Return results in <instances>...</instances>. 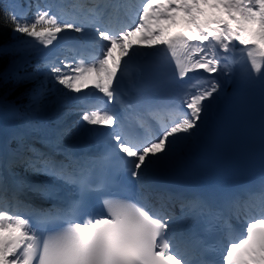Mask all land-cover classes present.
I'll list each match as a JSON object with an SVG mask.
<instances>
[{
	"label": "snow or ice",
	"instance_id": "6c2138e0",
	"mask_svg": "<svg viewBox=\"0 0 264 264\" xmlns=\"http://www.w3.org/2000/svg\"><path fill=\"white\" fill-rule=\"evenodd\" d=\"M108 7L117 5H98L91 11L102 15ZM208 9L213 18L201 20ZM181 21L189 26L188 30L173 33L172 27ZM5 28L9 38L0 43V57L17 52L21 43L47 49L65 31L85 33L83 26L59 23L48 11L30 17L23 7L6 10L0 33ZM95 31L98 39L106 42L98 58L59 63L44 60L28 71L32 56L20 49L9 68L0 73V82H10L13 89L32 85L26 87V94L29 107L37 109L49 83L77 96L92 89L112 105L125 79L134 81L143 74V65L133 67L134 61L155 56L161 64H174L179 81L190 73H207L205 85L200 86L198 80L193 86L195 91L185 92L180 99L182 107L173 103L149 107L129 132L111 111L83 112L81 122L111 130L108 154L98 162L104 170L99 176L97 162L61 147L65 137L72 135L67 128L33 129L51 152L41 151L20 137L16 150L0 154V264H190L173 251L167 234L183 228L186 221L194 225L198 216L207 214L206 208L197 212L189 207L182 217H175L164 203L150 210L147 201L153 197L173 199L172 193L159 188L156 177L161 170L176 166L180 153L204 133L216 101L231 82L230 63L237 44L250 60L251 70L264 79V0H143L134 27L115 34L100 27ZM23 37L28 41H22ZM153 122L158 125L154 130ZM56 155L62 159H56ZM112 158L126 165L128 177L136 182L137 202L105 199L106 214L80 221L78 215L86 197L110 189L106 170ZM17 166L61 182L63 187L74 189L79 199L64 206L52 203L47 208L26 203L24 213L12 214L3 200L10 190L4 173L16 176L13 169ZM25 187L42 199H59L60 188L51 182ZM17 195L13 188V199ZM176 198L184 200L181 195ZM188 203L182 205V211ZM220 251L221 264H264V195L260 215L246 221L244 233L238 238L226 236Z\"/></svg>",
	"mask_w": 264,
	"mask_h": 264
},
{
	"label": "rangeland",
	"instance_id": "374dc122",
	"mask_svg": "<svg viewBox=\"0 0 264 264\" xmlns=\"http://www.w3.org/2000/svg\"><path fill=\"white\" fill-rule=\"evenodd\" d=\"M62 0H57V2H53L52 0H41V3L38 4L37 7V11L36 14L39 11H48L50 15L55 16L58 20L59 23H65L67 21H69L70 23H74L72 20L73 19H77L79 17L85 16L87 15V9L86 8H79V9H74V10H68L69 13L66 11V13L69 14V18L62 16V15H58L57 14V9L59 7V5L61 4ZM142 4V3H141ZM13 7L17 10H20L23 7V3L22 0H17L13 2ZM138 5V2H136L135 0L130 1V6H133L132 11H134V8ZM48 8L52 9V10H48ZM209 10V9H208ZM206 10V12L208 11ZM64 18L68 19L65 20ZM93 19V23H90V21H84L81 23H78L77 25L79 26H83L85 29L87 28V26H96L94 23ZM100 20H96V24H98L97 22H99ZM179 27L181 30H188V25L186 23H184L183 21L177 23L175 26L172 27L171 30H173L174 28ZM62 35H66L67 37H70L73 41V44H68L65 45L64 47L61 46H56L55 43L47 48L44 49L38 45H33L34 50H31L29 53L31 55H41L42 57V63L44 60H48V61H53L56 63H59V61L61 60H67V61H72V60H78L80 58L85 59L86 61H92L96 58H98L101 54H102V50L103 47L105 46L106 42H99L97 40H93L92 38L90 39L91 36L84 34H80V33H74L71 31H65L64 33L60 34V38ZM90 41L89 43L87 41ZM56 42V41H55ZM85 44H87V46H85ZM87 47V48H86ZM36 48H40V51H36ZM89 49V50H88ZM92 51V55H89L88 52ZM131 82L129 79H125V81L120 85L119 90L121 89V91L119 92V96L117 97V100L120 101V97L122 96V94L126 91L124 87H128L130 86ZM87 92H89L88 96L83 95V93L79 94V96H77V94H74V96L72 97L71 101L68 102L67 100H59L56 104H54L53 106H51L46 112H40V115H38L37 118H30V117H19L17 115V112L15 109L13 108H5V109H1L0 110H8L12 113H15L18 116V120L16 123L14 124H5L4 126V130H6V136L0 135V154H4V153H8L10 154L13 150H16L18 147V142H19V138L23 137L24 141L26 143L32 144L36 147L37 145H43L41 143L40 140V133L36 132L38 135H34L31 132H29V129L32 128L33 126H37L39 128H43L45 130H53L56 129L58 127L61 128H67L70 129L72 132L71 136H67L65 137L64 143L61 145L62 148L64 147H68L70 148L71 151H73V149H75L76 146H78V143L81 137V135L83 134V131L85 129H87L88 125L84 122H81L80 117L83 114L82 112V105H84V102L86 99H94V98H98V93L95 92L92 89L87 90ZM0 102L5 103L2 99H0ZM90 102V100H89ZM3 119V118H1ZM0 119V120H1ZM4 120V119H3ZM7 122V121H6ZM9 125V126H8ZM49 125V126H48ZM12 133V135H11ZM33 135V136H32ZM12 144H14V146H12ZM193 145V142L191 143V145L187 148H185L179 156V162L183 157H186V155L189 152V149H191ZM87 157V156H86ZM85 157V158H86ZM56 159H61V156L56 155L55 157ZM179 164V163H178ZM178 164L175 166L177 167ZM167 168L164 170L165 172H167ZM15 172V171H14ZM163 172V171H162ZM17 173V172H16ZM6 176H10L9 180L10 181H16L18 183L20 189L22 187H24L27 192L28 191L27 187H25L26 185H30V184H40L44 181H48V182H53V178L51 177H45L43 175H32V174H18L16 176H11L8 175L7 173H4ZM13 177V178H12ZM22 179V180H21ZM12 182H10L12 184ZM22 191V190H21ZM23 192V191H22ZM26 193V191H25ZM32 193V192H31ZM28 194V193H27ZM32 196V195H31ZM35 198H39V201H42V199H40L41 197L37 194L34 193ZM170 200H165L162 201L164 204L169 203ZM258 203L261 202V199H258L257 201ZM167 205V204H166ZM182 205L183 204H179L177 205L175 208H170V206H167V208H170V214H172L175 217H182L183 213H181L180 211H182ZM245 208H243L242 210L245 212L244 210ZM183 210H187V207H185ZM14 211H19V210H14ZM25 212V210H20L19 213ZM236 212H238V210H235ZM256 215L255 213H250L248 215V217L246 218H250ZM175 233L173 232L170 236V243L173 245V239H174V235Z\"/></svg>",
	"mask_w": 264,
	"mask_h": 264
},
{
	"label": "bare ground",
	"instance_id": "6f19581e",
	"mask_svg": "<svg viewBox=\"0 0 264 264\" xmlns=\"http://www.w3.org/2000/svg\"><path fill=\"white\" fill-rule=\"evenodd\" d=\"M130 1H133V0H62L61 4L59 5V7H58L56 12H57L58 15H62V16H65V17L69 18L68 17L69 16V14H68L69 11L68 10L72 11L74 9L86 8L87 9V15L79 17L77 19H73L72 21L74 23H76V24L84 22V21H87V20L90 21V23H93V19H95L94 23H95L96 26H94V25H92L90 27L87 26V28L85 29V34L91 36L90 39L92 38L93 40H97V41L102 43L103 41H100L98 39L96 31H95L96 27H98V24H96V20H101L103 26L105 28L109 29L110 33H114V34L120 32L121 30H123L125 28L134 27L135 26V23L138 20V16H139L140 12L142 11L143 0H135L136 2H138V5L134 8V11H132L133 6H130ZM56 2H57V0H56ZM104 4L117 5V7H115V8H113V7L105 8L102 15H98L96 12L91 11V9L97 8L98 5L103 6ZM66 11L68 13H66ZM213 15L214 14L209 9L206 12V15L201 17V20L211 19V18H213ZM178 30H181V29L179 27H176V28H174L171 31L173 33H175ZM186 31L187 30H183V32H186ZM72 41L73 40L70 37H67L66 35H62L61 38L58 39L54 43H55L56 46H61L62 45L64 47L65 45H68L70 43L73 44ZM87 42L89 43L90 41L88 40ZM85 46H87V44H85ZM237 48H242V46H239L237 44ZM141 51H147V50L146 49H142ZM88 53H89V55L93 54L92 51L88 52ZM235 53H234V57H235ZM140 58H138L136 61H134L133 67L136 66V64L138 63V60ZM238 64H239V60H236V58H234L231 61V63H230L231 72L229 73V75L231 77H233L235 75L236 70L238 68ZM217 74L220 77V79L223 80V77H221L219 73H217ZM130 82H131L130 86L124 87L125 90L131 88L132 84L135 82V80L134 81H130ZM199 85L200 86H204L205 82L199 83ZM230 87H231V82L225 88L224 94L222 96H220L219 99L216 101L215 106L217 105V102L220 99H222L227 94V92L229 91ZM119 88H120V86H119ZM119 88H118V91L120 92L121 89L119 90ZM189 91H195V88L192 86L189 89ZM88 94H89V92H87V91L85 93H83L84 97L88 96ZM127 94H128V92H127ZM127 94H126V97H127ZM99 95H101V94H99ZM123 96H124V94H122V96L120 98L123 99ZM105 104H106V100H105ZM96 107H97L96 103L92 102L89 105H85V104L82 105L81 109H82L83 112H85V111L94 110ZM119 113H121V111ZM209 125H210V123L208 122L207 125H206V128L209 127ZM157 126L158 125L156 124V127ZM97 128H99L100 130H105L106 129V128H101V127H98V126L88 125L87 129H85L83 131V134L81 135L80 139H78L79 140V142H77L78 146H76L75 149H73V151H72L75 156H77V157H86L87 156L86 158H89L91 160V158L94 157L95 155H97L98 152H102L103 153L105 151L104 144L100 142V140H99V138L97 136V132H96ZM11 135H12V133H11ZM204 135H205V131L199 137H203ZM193 144H194V142H193ZM35 148L40 149L41 151L51 152V149L45 148L44 145H40L39 146V145L36 144ZM75 153H77V155ZM61 159H62V157H61ZM176 168L177 167L173 166V167L167 168L168 169L167 171H173V170H176ZM164 170L165 169L161 170L158 173L157 177L160 176L161 174H163L165 172ZM9 177L10 176H7L8 183L10 185V190L7 193L4 194L3 200H4L5 205L8 206L7 210L8 211L9 210L12 211L14 214H18L20 212V210L24 211L25 210L24 205L26 203H31L32 205H35L37 207H44V208L50 207L52 203H56L59 200L60 201L63 200L65 196H71L72 194H74L73 192L75 191L72 188L63 187L61 185V182H59V181H53L52 183L55 184L56 187L60 188V191L58 192L59 199L54 201V200H45V199L40 198V199H42V201H39L38 200L39 198L38 199L35 198L34 193L27 192V190L24 187H22L20 189L19 187H17V186H19L18 183L16 181H13V182L10 181ZM10 182H12V184ZM13 188L15 190H17V192H18V195H17V197L15 199H13V197H12V189ZM25 191H26V193H25ZM73 199H75V196H73ZM148 203L151 205L150 206L151 210H154V209L160 208L161 203H163V202L158 197H153L150 201H148ZM166 204H165L166 208H167V206H170V208L172 209L173 206H174L172 200L169 201V203H166ZM258 205H261V202L258 203L257 206ZM170 208H167V210L169 212L171 210ZM243 208H245L244 209L245 212L242 210ZM257 209H258V207H251L249 205H247V206H245V205L244 206H238L237 207L238 212H236L234 210L232 215H235V214L239 215L240 214L239 217L237 216V218L246 219V217H248V215L250 213L257 212ZM14 210H19V211L17 212V211H14ZM180 212L183 213V215H184L185 210L180 211ZM257 214H260V211H258ZM169 235H170V232L168 233V236ZM172 247H173V251H178V252L182 251V249H183L182 245H179V244H176V243H174V245ZM187 254H191V253L188 252Z\"/></svg>",
	"mask_w": 264,
	"mask_h": 264
},
{
	"label": "trees",
	"instance_id": "16d2710c",
	"mask_svg": "<svg viewBox=\"0 0 264 264\" xmlns=\"http://www.w3.org/2000/svg\"><path fill=\"white\" fill-rule=\"evenodd\" d=\"M17 0H0V21H2L5 12L7 9L14 8L13 2ZM23 8L28 10V15L34 16L37 11L38 4L41 3V0H22ZM8 29H3L2 33H0V43L5 42L8 40ZM22 41H28L27 37H23ZM35 47L33 45L30 46L29 43H21L17 52H14L8 56L0 57V73H3L6 69L9 68V62L17 58V53L20 49H25L28 52L34 50ZM32 56V63L28 67V71H31L36 64H42V57L41 55H31ZM27 88L32 87V85L26 86ZM26 87H19L13 89V85L9 83L0 82V99H2L5 103L0 102L1 108H14L17 110L20 116L22 117H30V118H37L40 115V112H46L51 106L56 104L59 100H67L68 102L71 101L72 97L75 93H68L67 90L61 89L59 85H53L49 83L48 89L45 92V95L40 100L39 108L37 109L35 106L29 107V99L26 94ZM49 126V125H48ZM39 128L37 126H33L29 129L34 135H38L36 131L33 129ZM14 146V144H12ZM13 171L17 172L18 174H30L31 171H25L23 166H17L13 169Z\"/></svg>",
	"mask_w": 264,
	"mask_h": 264
},
{
	"label": "water",
	"instance_id": "95a60500",
	"mask_svg": "<svg viewBox=\"0 0 264 264\" xmlns=\"http://www.w3.org/2000/svg\"><path fill=\"white\" fill-rule=\"evenodd\" d=\"M14 109V108H13ZM16 110V109H15ZM5 111H7V112H10V111H8V110H5ZM16 112H17V110H16Z\"/></svg>",
	"mask_w": 264,
	"mask_h": 264
}]
</instances>
